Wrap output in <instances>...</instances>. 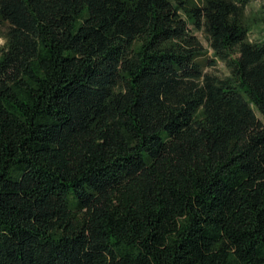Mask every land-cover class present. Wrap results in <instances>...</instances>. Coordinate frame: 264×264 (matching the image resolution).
I'll list each match as a JSON object with an SVG mask.
<instances>
[{
  "label": "trees",
  "instance_id": "obj_1",
  "mask_svg": "<svg viewBox=\"0 0 264 264\" xmlns=\"http://www.w3.org/2000/svg\"><path fill=\"white\" fill-rule=\"evenodd\" d=\"M249 1L0 0V264H264Z\"/></svg>",
  "mask_w": 264,
  "mask_h": 264
},
{
  "label": "rangeland",
  "instance_id": "obj_2",
  "mask_svg": "<svg viewBox=\"0 0 264 264\" xmlns=\"http://www.w3.org/2000/svg\"><path fill=\"white\" fill-rule=\"evenodd\" d=\"M249 7L248 10L249 12L256 11V10H261L264 9V0H250L248 3ZM201 36L200 34H198ZM256 35L254 33L251 34V37H255ZM3 44V39L0 38V46ZM214 73H219V74H224L226 73V67L223 62L219 61L216 66H212L209 68Z\"/></svg>",
  "mask_w": 264,
  "mask_h": 264
}]
</instances>
